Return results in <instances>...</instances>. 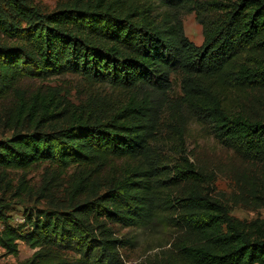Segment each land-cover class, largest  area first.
Segmentation results:
<instances>
[{"label": "trees", "instance_id": "1", "mask_svg": "<svg viewBox=\"0 0 264 264\" xmlns=\"http://www.w3.org/2000/svg\"><path fill=\"white\" fill-rule=\"evenodd\" d=\"M1 1L27 25L0 17V34L12 42L0 47V123L11 131L0 138V168L47 162L59 175L77 171L65 209L26 212V231L5 222L0 202L5 254L16 256L19 242L34 249L4 264H124L120 249L133 240L116 237L108 221L181 231L161 264H264V218L239 220L199 193L213 175L185 144L193 119L225 147L264 159V121L224 99L228 89L264 88V0H72L49 12L33 0ZM189 12L202 25L201 45L184 34L179 14ZM64 73L126 96L78 107L55 86L26 82ZM173 73L178 97L169 95ZM183 183L195 187L177 194ZM5 190L21 201L30 186Z\"/></svg>", "mask_w": 264, "mask_h": 264}, {"label": "rangeland", "instance_id": "2", "mask_svg": "<svg viewBox=\"0 0 264 264\" xmlns=\"http://www.w3.org/2000/svg\"><path fill=\"white\" fill-rule=\"evenodd\" d=\"M72 0H33L42 12H49L69 4ZM162 11V8H156ZM0 17L9 26L24 27L27 20L15 16L14 12L0 0ZM185 36L195 45L203 42L202 25L194 12L180 13ZM7 41L0 34V47ZM181 76L171 75V97H178L181 91ZM31 84L55 86L65 99L78 107H84L93 101L105 100L115 104L124 99V91L105 83L90 84L78 74L64 73L53 75L45 80H26ZM224 99L230 104L231 110L242 113L250 119L264 121V88L246 87L226 90ZM3 116V114H1ZM63 122L57 121L47 125L44 130L56 128ZM25 124L23 129H27ZM11 133L0 123V138H6ZM185 144L190 159L195 166L213 175V181L199 184V193L211 200L225 205L229 214L239 220L251 221L264 218V159H247L233 149L222 145L213 135L209 134L206 124L189 120L185 130ZM53 165L47 162L34 164L28 170L0 168V202L5 203V222L11 226L25 224L24 230L30 229L25 213L36 209H65L68 201L69 185L77 175L74 167H69L65 173L57 174ZM26 181L30 190L22 200L12 197L5 190L7 184L16 185ZM195 187L183 183L176 191H186ZM187 188V189H188ZM89 195L87 198H90ZM107 224L118 238L133 240L132 245L120 249L124 264H161L171 252V243L180 234L173 228H164L152 224L147 228L122 227L108 221ZM0 222V227L2 226ZM34 251L25 242H19L16 256L5 254L0 247V264L14 263L26 260Z\"/></svg>", "mask_w": 264, "mask_h": 264}]
</instances>
